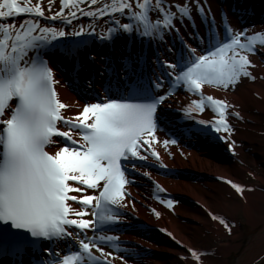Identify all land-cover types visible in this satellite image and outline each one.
<instances>
[{
  "label": "snow or ice",
  "instance_id": "snow-or-ice-1",
  "mask_svg": "<svg viewBox=\"0 0 264 264\" xmlns=\"http://www.w3.org/2000/svg\"><path fill=\"white\" fill-rule=\"evenodd\" d=\"M192 2L206 24L203 36L195 26L189 0L183 5L167 0H60L59 10L47 16L43 0H0V222L37 240L67 243L69 248L75 244V251L67 252L62 260L53 250L51 255L57 259L50 264H112L115 259H126L104 250L107 245L124 251L112 243L118 236L103 233L112 231L117 218L125 215L121 211L128 207L125 188L137 168L132 161L147 162L150 157L160 161L156 145L162 143L167 149L178 143L157 136L163 122L158 109L177 88L199 96L184 109L185 118L197 125L190 134L232 133L228 115L234 105L205 96L203 89L205 85L229 89L244 78L257 79L250 71L256 67L250 56L264 49V32L249 34L247 29L237 31L224 23L221 37L210 7L201 0ZM56 3L49 0V13ZM21 16L26 18L17 24ZM82 17L91 21L87 35L101 41L135 33L140 39L165 42V35L175 32L182 51L174 62L163 60L158 53L153 63L159 71L154 70L147 81L131 67L143 57L125 58V75L116 76L115 86L110 78L103 94L95 95L97 102L87 103L80 114L68 117L62 110L70 105L60 101L59 81L45 54L60 47L78 50L83 46L85 41L61 39L85 35V25L77 29L74 24ZM105 17L108 27L97 33L95 28ZM122 19L129 22L122 23ZM185 19L193 25L195 35L189 38L197 41V47L188 46L175 26L178 20L186 28ZM68 26L73 28L71 33L64 30ZM166 86L167 91L157 95ZM209 106L218 119H194L193 113H203ZM226 183L241 195L246 191L237 183ZM88 190L98 194H88ZM70 201L82 207H72ZM167 203L172 207V201ZM210 215L231 233L225 218ZM88 230L93 236L87 235ZM34 243L26 235L0 228V249L5 253L9 248L20 252ZM189 251L200 259L197 251Z\"/></svg>",
  "mask_w": 264,
  "mask_h": 264
},
{
  "label": "bare ground",
  "instance_id": "bare-ground-1",
  "mask_svg": "<svg viewBox=\"0 0 264 264\" xmlns=\"http://www.w3.org/2000/svg\"><path fill=\"white\" fill-rule=\"evenodd\" d=\"M178 1L181 2V0ZM209 1L214 6L215 11L223 5L220 0ZM229 1L231 4L235 3L237 9L250 10L252 14L248 15L245 13L241 18L254 19L257 23V32H264V27L261 24L262 20H264V0ZM48 3L49 0H43L46 16L59 10L60 0H57V3L53 5L52 13L47 11ZM82 7L87 8L88 5H82ZM68 11L67 9L65 10L66 15ZM236 17L237 15L234 16L235 21ZM25 18L18 17L17 24ZM90 22L87 17H82L81 20L75 21L74 24H88ZM41 23H46V21L41 20ZM176 23L180 24L178 20ZM173 40L176 46L177 39L174 38ZM257 47L260 46L258 45ZM118 49V47L114 49L115 56L120 54ZM140 50H143V46L140 48L137 43H134L132 51L138 54ZM91 52L93 53L92 61H85L81 57L80 59L78 58L81 65L77 76H81V71L84 73L85 71L94 72L97 73L95 82H103L101 79H103L104 75L99 79L98 74L102 70L100 66L107 67L109 63H103L100 60L101 55L95 49H92ZM250 59L256 65L250 71L253 72L257 79L244 78L242 83L229 89L212 85H205L203 89L204 94L212 95L216 99H222L230 105H234L233 108L229 109L228 121L237 123V125H234L232 133L228 134L229 141L218 145L210 142L208 135L199 132L191 133L190 135L181 133L180 142L175 145L170 144L167 149L160 143L156 145V150L161 156L160 163L166 164L171 168H182L183 172L176 171L175 174H169L163 169H157L153 172L137 168L136 173L139 177H135L133 184L126 185L125 191L129 194L125 203L128 204V207L124 209L127 213L117 218L118 225L115 226L119 228L115 230L116 232H110L109 235L118 236L129 241L125 249V253L130 258L128 260L135 261V264H227L225 258L236 249V246H231L228 242L236 238L234 232L238 228L237 222L235 219H231L230 216L236 214L238 209L242 207L249 219L255 221L253 217L254 208H257L259 203L264 201V189L262 188L264 172L258 175L252 171L251 166L255 168L257 166L256 161L254 159L251 160L252 162L249 160L250 158H248L249 156L245 153L244 148L250 149V151H254L260 156L264 155L260 146L257 147V143H255L258 135L264 137L263 131H257L261 127L260 121L264 117V49H261L255 55H251ZM63 60V67L71 72L77 60H75L74 56H67ZM58 81L60 100L62 103L70 105V107L64 109L66 116L74 117L80 114L85 105L79 96L72 91L73 89L67 85L62 74ZM171 100L173 99L171 98ZM236 113H239L238 117L235 115ZM183 115L185 114L182 113ZM200 115L207 118L217 116L211 106L207 107L206 112L193 113L195 120H199L201 118ZM167 129L169 130V127ZM157 136L161 141L167 139L163 131L157 132ZM229 144L233 145L232 151H226ZM231 154H234L236 161H232ZM243 170L251 173L260 182V185H242L246 189L243 195L228 187L227 184L218 183L214 179L215 176H220L234 181L241 177L242 180L244 178L241 175ZM200 172H205V174L203 175ZM151 179L159 186L156 191L158 194H162V198H155L152 189L146 190L143 188V185L148 184ZM173 193H179V195L184 196V202L178 203L175 201ZM88 194L93 195L91 191H88ZM236 196L240 197L242 201L238 202ZM169 200L172 201V207L168 206L167 202ZM148 205H152V207L149 208ZM71 206L82 207L73 204ZM210 214L225 218L232 226L231 233L218 221L212 220ZM87 219H91V217H87ZM140 220L145 221L150 227L143 232L126 230L124 234H119V230L124 232L125 226L134 227L133 224L140 222ZM157 226L171 231L174 238L170 239L164 234H159L153 228ZM140 233L143 235L142 237L139 236ZM201 235H205L208 238L205 241L208 244L204 243V246L210 245L211 247H206L205 253H202L200 259L197 260L187 253L188 249L192 250L198 246L197 241H199L198 238ZM221 237H227L228 242L218 241ZM175 241H178L184 248L174 247ZM263 241L264 228L254 237L245 252L240 256L238 264H249L251 256L259 249ZM211 244L216 245V249ZM95 254L99 255V253ZM142 254L146 258L141 259ZM112 255L118 256L116 251H112ZM181 256H187V258L182 260L180 259ZM113 262L119 264L116 259ZM129 263L130 261L126 262V264Z\"/></svg>",
  "mask_w": 264,
  "mask_h": 264
},
{
  "label": "rangeland",
  "instance_id": "rangeland-1",
  "mask_svg": "<svg viewBox=\"0 0 264 264\" xmlns=\"http://www.w3.org/2000/svg\"><path fill=\"white\" fill-rule=\"evenodd\" d=\"M35 1V0H33ZM234 125H237V123H232ZM260 128L262 129H258L257 131H263L264 132V117L262 118V120L260 121ZM255 143H257V147L260 146V149L263 151L264 153V137L261 135H258V138L255 140ZM245 153H247V155L249 156L248 158H250L249 160H255L257 166L254 168L251 166V169L253 172H256L258 175L261 172H264V155L260 156L257 153H255L254 151H250V149H246L244 148ZM258 152V151H256ZM246 161V160H245ZM247 162V161H246ZM252 162V161H251ZM250 163V162H249ZM246 164V163H245ZM203 173V175L205 174V172H200ZM207 173V172H206ZM241 175L244 177L241 180V177L237 178V182L239 183V185H246V186H252V185H260V182L258 180H256L254 178V176L251 173H247L246 171H242ZM239 175V176H241ZM230 187V186H229ZM262 188L264 189V183L262 184ZM174 195H176L174 197L175 201H179L181 203H183V198L181 196H179V198L177 197V195H179V193H173ZM155 198L159 199V197L155 196ZM236 198L238 199V202H241L242 200L240 199V197L236 196ZM178 202V203H179ZM230 216V215H227ZM254 220L252 221L249 219V217L245 214V211L243 210L242 207H240L237 211L236 214L231 215L230 218L231 219H235V221L237 222V230L234 232V235H236L235 239L233 241L228 242V238H219L218 241H223V242H228V244H230L231 246L234 245L236 246V249L234 251L231 252V254H229L225 259L227 264H238V260L240 258V256L245 252L246 248L249 246V244L252 242V240L254 239L255 236H257L260 231L264 228V201L260 202L259 205L257 206V208H254ZM199 241H197V248L199 251L202 250L203 248L206 249V247H209L208 245L204 246V243L208 240V238L205 237V235H201L198 238ZM212 246H214V248L216 249V245L211 244ZM211 247V246H210ZM198 251V252H199ZM262 257H264V241L263 244L261 246H259V249L255 251L254 255L251 256L250 258V262L249 264H264V259H261Z\"/></svg>",
  "mask_w": 264,
  "mask_h": 264
}]
</instances>
